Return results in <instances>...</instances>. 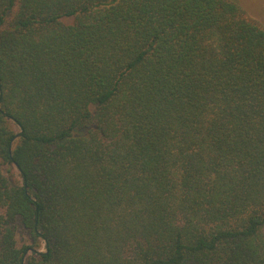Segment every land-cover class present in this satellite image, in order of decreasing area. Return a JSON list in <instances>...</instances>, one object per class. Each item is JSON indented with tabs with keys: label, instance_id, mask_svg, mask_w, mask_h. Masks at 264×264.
<instances>
[{
	"label": "trees",
	"instance_id": "trees-1",
	"mask_svg": "<svg viewBox=\"0 0 264 264\" xmlns=\"http://www.w3.org/2000/svg\"><path fill=\"white\" fill-rule=\"evenodd\" d=\"M0 264H264V28L0 0Z\"/></svg>",
	"mask_w": 264,
	"mask_h": 264
},
{
	"label": "rangeland",
	"instance_id": "rangeland-1",
	"mask_svg": "<svg viewBox=\"0 0 264 264\" xmlns=\"http://www.w3.org/2000/svg\"><path fill=\"white\" fill-rule=\"evenodd\" d=\"M242 8L245 15L256 21L261 27L264 28V0H235ZM64 21H70L65 18ZM19 242H28L24 234L20 233L17 237ZM42 250V247L41 249Z\"/></svg>",
	"mask_w": 264,
	"mask_h": 264
}]
</instances>
